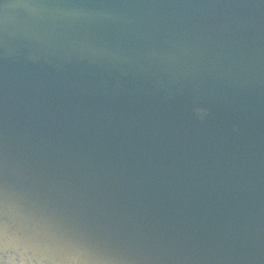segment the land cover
I'll return each mask as SVG.
<instances>
[{
  "label": "water",
  "instance_id": "1",
  "mask_svg": "<svg viewBox=\"0 0 264 264\" xmlns=\"http://www.w3.org/2000/svg\"><path fill=\"white\" fill-rule=\"evenodd\" d=\"M5 84L33 100L29 116L41 122L45 102L82 123L104 103L110 126L129 109L154 140L216 135L221 142L193 156L207 160L209 191L223 201L217 182L229 178L264 189V0H0ZM72 142L68 150L87 154ZM158 162L167 172L179 165Z\"/></svg>",
  "mask_w": 264,
  "mask_h": 264
},
{
  "label": "bare ground",
  "instance_id": "2",
  "mask_svg": "<svg viewBox=\"0 0 264 264\" xmlns=\"http://www.w3.org/2000/svg\"><path fill=\"white\" fill-rule=\"evenodd\" d=\"M18 88L0 90V264H264L261 183L218 180L223 205L209 191L207 160H194L221 142L216 135L154 140L142 116L125 117L129 109L110 126L113 109L103 101L83 123L42 102L41 122ZM71 141L87 154L68 150ZM160 159L177 170L160 168Z\"/></svg>",
  "mask_w": 264,
  "mask_h": 264
}]
</instances>
